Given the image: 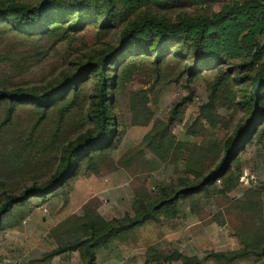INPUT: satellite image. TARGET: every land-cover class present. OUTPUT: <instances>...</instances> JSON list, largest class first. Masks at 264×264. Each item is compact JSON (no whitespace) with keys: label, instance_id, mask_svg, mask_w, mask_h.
Listing matches in <instances>:
<instances>
[{"label":"rangeland","instance_id":"374dc122","mask_svg":"<svg viewBox=\"0 0 264 264\" xmlns=\"http://www.w3.org/2000/svg\"><path fill=\"white\" fill-rule=\"evenodd\" d=\"M199 8H182L165 15L175 20L203 14ZM218 9L214 6L210 11ZM128 14L130 19L133 14ZM119 29L99 35L95 26L87 27L53 46L49 40L35 44L1 31L0 90L54 86L76 63L86 61L106 45L116 46ZM127 64L114 103L122 132L113 140L112 148L104 158L84 166L61 191L42 199L32 198L23 208H14L0 229V264H81L77 253L47 258L57 248L51 237L56 228L68 218L80 216L84 208L95 210L107 222L127 215L135 218L136 196L152 198L162 188L177 186L181 179L190 180L185 163L192 158L193 148L207 149L212 142L228 138L245 116L241 103L248 84L242 80L244 73L232 70L236 62L226 70H203L192 78L182 73L190 64L183 58H168L160 75L141 66L144 62L132 60ZM91 89L88 85L82 91L87 96ZM212 97L214 125L193 124L200 108ZM8 108L0 107V125L4 127L0 134V185L7 196L16 197L26 187L43 185L55 172V167L43 164L45 154H38L46 140L52 141L53 151L63 143L62 134L73 140L92 126L78 110L62 118L53 113L40 119L41 113L33 107L18 106L10 112ZM175 112L170 128L175 143L167 154L158 155L146 147L143 139L154 123H166ZM33 131L38 132L32 136ZM239 159V183L230 192H223L222 181H217L207 197L178 202L175 218L158 214L100 249L96 264H146L152 259L148 254L153 252L165 256L178 253L197 259L199 264H255L251 255L232 262L211 256L241 250L246 244L254 247L264 239V138L254 136ZM258 190L262 192L260 199L252 196ZM58 235L65 245L66 235L63 231ZM171 264L187 263L180 258Z\"/></svg>","mask_w":264,"mask_h":264},{"label":"trees","instance_id":"16d2710c","mask_svg":"<svg viewBox=\"0 0 264 264\" xmlns=\"http://www.w3.org/2000/svg\"><path fill=\"white\" fill-rule=\"evenodd\" d=\"M198 6L203 14L179 16L175 20L165 15ZM214 6L219 9L210 11ZM128 13L133 14L130 19ZM91 26H95L99 35L120 28L116 46L106 45V49L76 63L50 88L0 90V107H9L8 112L18 106L33 107L41 113L42 119L53 113L62 118L78 110L92 126L73 140L62 134L63 143L53 151L51 140L45 141L42 150L38 149V154H45L43 164L55 167V172L43 185L26 187L16 197L7 196L0 185V229L15 207L23 208L32 198L56 194L70 185L84 166L106 156L113 140L122 132V124L114 112L115 92L124 83L125 67L132 60L146 63L141 66L160 75L168 58H183L190 62L182 71L189 78L203 70L220 67L226 70L230 63L236 62L232 70L238 69L245 74L242 80L248 84V90L241 103L245 116L233 134L212 142L207 149L193 148L192 158L185 163L190 180L181 179L177 186L162 188L152 198L136 196L135 218L127 215L125 219L107 222L95 210L84 208L80 216L68 218L53 231L51 237L57 248L47 258L77 253L81 264H95L97 250L106 249L134 228L154 220L158 214L175 218L178 202L207 197L215 190L217 181H222L223 192H230L239 183V156L245 144L256 135L264 138V0H0V32L15 34L35 44L49 40L53 46L68 35ZM88 85H92V89L86 96L82 90ZM214 100L212 97L200 108L193 124L214 125L211 112ZM174 114L166 123H154L143 139L146 147L158 155L167 154L175 143L170 134L177 113ZM34 140L35 137L30 144ZM261 193L258 190L252 196L260 199ZM62 231L66 235L65 245L59 240L58 234ZM260 242L262 245L246 244L241 250L211 256L232 262L251 255L254 262L264 264V239ZM148 256L152 259L146 264H171L180 258L187 264H199L197 259L178 253L165 256L153 252Z\"/></svg>","mask_w":264,"mask_h":264},{"label":"crops","instance_id":"0c3cea01","mask_svg":"<svg viewBox=\"0 0 264 264\" xmlns=\"http://www.w3.org/2000/svg\"><path fill=\"white\" fill-rule=\"evenodd\" d=\"M204 232V231H203ZM218 242H219V240H218ZM98 252H99V250L98 251H96V256H98ZM253 259V258H252ZM96 261H98L97 260V258H96ZM147 262V261H146ZM252 262H254V260H252ZM255 264H257V262H254ZM95 264H96V262H95ZM259 264V263H258Z\"/></svg>","mask_w":264,"mask_h":264}]
</instances>
